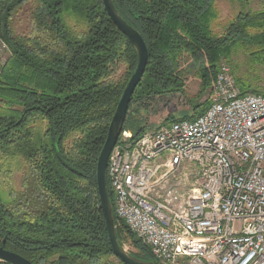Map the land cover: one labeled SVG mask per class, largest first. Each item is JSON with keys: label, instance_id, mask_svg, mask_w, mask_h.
Masks as SVG:
<instances>
[{"label": "trees", "instance_id": "1", "mask_svg": "<svg viewBox=\"0 0 264 264\" xmlns=\"http://www.w3.org/2000/svg\"><path fill=\"white\" fill-rule=\"evenodd\" d=\"M112 2L148 51L121 129L132 138L149 129H127L126 120H135L129 115L133 105L149 107L156 99L184 93L187 68L181 62L195 69L199 96H209L220 59L227 60L234 48L259 46L264 57V8L239 14L222 28L216 0ZM21 14L27 15L26 26L18 32ZM66 18L74 24L68 26ZM0 38L10 49L0 75V161L15 160L21 173L18 188L0 183V247L31 264H123L108 240L96 165L136 69L134 48L101 0H0ZM106 189L119 245L130 240V255L155 261L115 217L107 178Z\"/></svg>", "mask_w": 264, "mask_h": 264}, {"label": "built area", "instance_id": "2", "mask_svg": "<svg viewBox=\"0 0 264 264\" xmlns=\"http://www.w3.org/2000/svg\"><path fill=\"white\" fill-rule=\"evenodd\" d=\"M9 54L0 38V75ZM208 100L194 120L120 133L114 215L158 264H264V94L221 62Z\"/></svg>", "mask_w": 264, "mask_h": 264}, {"label": "rangeland", "instance_id": "3", "mask_svg": "<svg viewBox=\"0 0 264 264\" xmlns=\"http://www.w3.org/2000/svg\"><path fill=\"white\" fill-rule=\"evenodd\" d=\"M216 5L218 8L217 22L222 28H225L228 22L237 15L263 9L264 0H253L248 4L236 0H216ZM26 16V14L19 16V21L16 24L18 32L25 30ZM66 21L68 26H72L75 22L71 18H66ZM221 27H215L214 30L220 34L222 32ZM259 49V46L255 45L234 48L229 58L227 60L221 58L218 65L224 62L230 66L238 87L242 85L250 87L252 91L264 92V57L263 52ZM181 64L183 68H187V71L182 73L185 84L184 93L156 99L149 107L133 105L130 108L129 115L133 114L135 120H131V117L126 120L127 129H130L131 133H134L137 126L140 125L156 130L167 125L169 122L167 119L169 118L170 120L174 118L182 119L184 116L197 115L207 108L209 96H199V81L195 76V69L189 65L190 63L186 64L185 61ZM119 75L120 73L116 76V79L120 77ZM16 169L15 160L8 158L0 161L1 188L5 186V180L12 188L19 187L21 173ZM122 248L128 253L134 251L130 240H125Z\"/></svg>", "mask_w": 264, "mask_h": 264}, {"label": "water", "instance_id": "4", "mask_svg": "<svg viewBox=\"0 0 264 264\" xmlns=\"http://www.w3.org/2000/svg\"><path fill=\"white\" fill-rule=\"evenodd\" d=\"M105 13L121 34H123L134 48L137 55V65L134 73L129 79L122 96L116 107V111L110 122L104 145L99 154L96 165V184L100 202L101 212L104 218L106 232L114 256L123 264H158L156 261L146 262L134 258L122 248L116 238V227L113 219V210L109 204L106 189V169L111 150L115 146L135 88L139 84L147 64L148 51L139 33L129 26L118 14L112 0H101ZM0 262L8 264H31L23 257L0 247Z\"/></svg>", "mask_w": 264, "mask_h": 264}, {"label": "bare ground", "instance_id": "5", "mask_svg": "<svg viewBox=\"0 0 264 264\" xmlns=\"http://www.w3.org/2000/svg\"><path fill=\"white\" fill-rule=\"evenodd\" d=\"M3 40V39H2ZM4 41V40H3ZM5 42V41H4ZM6 43V42H5ZM7 44V43H6ZM9 56H10V54H9ZM252 93V92H251ZM107 178V177H106ZM128 230V229H127Z\"/></svg>", "mask_w": 264, "mask_h": 264}, {"label": "crops", "instance_id": "6", "mask_svg": "<svg viewBox=\"0 0 264 264\" xmlns=\"http://www.w3.org/2000/svg\"><path fill=\"white\" fill-rule=\"evenodd\" d=\"M198 114H200V113H198ZM198 114H197V115H198ZM169 119H170V118H169ZM174 119H179V118H174Z\"/></svg>", "mask_w": 264, "mask_h": 264}]
</instances>
